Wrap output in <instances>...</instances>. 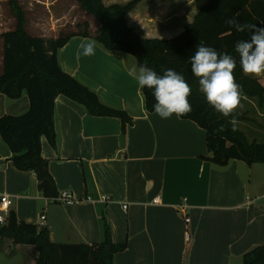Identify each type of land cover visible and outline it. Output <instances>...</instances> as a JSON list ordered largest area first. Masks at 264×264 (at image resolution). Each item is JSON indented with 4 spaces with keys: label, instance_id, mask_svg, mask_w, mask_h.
Returning <instances> with one entry per match:
<instances>
[{
    "label": "crops",
    "instance_id": "crops-1",
    "mask_svg": "<svg viewBox=\"0 0 264 264\" xmlns=\"http://www.w3.org/2000/svg\"><path fill=\"white\" fill-rule=\"evenodd\" d=\"M193 16L187 19L186 13L160 0H141L126 21L144 37L170 38ZM88 40L94 39L74 35L58 50L61 68L106 104L125 110L132 122L122 133L118 118L89 115L58 95L57 143L53 147L43 137L41 154L57 191L69 192L78 201L43 197L34 173L13 165L1 139L0 196L9 195L17 218L46 226L57 243L99 242L104 216L112 240L126 242L113 264H242L245 252L264 244V179L254 178L259 163L233 159L225 167L214 166L208 159L206 131L196 122L176 116L161 119L145 109L142 88L129 75L133 66L138 68L135 58L106 51L95 40V55L78 54L80 43ZM257 78L264 86V75ZM242 103L239 114L247 119L237 126L245 135H254L249 140L264 142L257 135L264 136V122L256 123L251 116L264 118V105L245 95ZM28 106L26 93L8 99L0 92V116L21 114ZM101 196L109 200L86 199ZM17 255L24 264H35L34 246L0 240V264H18Z\"/></svg>",
    "mask_w": 264,
    "mask_h": 264
},
{
    "label": "trees",
    "instance_id": "trees-1",
    "mask_svg": "<svg viewBox=\"0 0 264 264\" xmlns=\"http://www.w3.org/2000/svg\"><path fill=\"white\" fill-rule=\"evenodd\" d=\"M82 11L92 16L98 27L91 35L88 22L82 29L55 37L32 35L25 23L26 15L18 0H7L15 26L0 34L3 41L0 92L8 99L27 94L28 109L18 115L0 116V139L11 152L13 165L35 175L37 190L47 199L59 195L41 154V139L51 146L57 143L55 125V98L63 95L83 107L92 116L118 118L124 133L132 118L120 108L103 102L98 95L77 78L64 71L58 61V50L74 35L92 36L106 51L130 54L139 67L146 64L158 74L165 69L181 73L191 86L189 101L192 112L181 117L196 122L206 131L208 159L214 166L225 167L235 159L248 165L264 163V142L249 140L237 126L232 130L231 118H225L209 106L199 91L198 79L191 72L189 57L197 44L227 52L237 60L234 75L242 93L264 105V86L257 77L245 75L234 51L237 41L247 39V32H236L225 24L235 16L242 23L250 22L264 27V0H206L183 30L170 38H150L137 33L127 24V15L141 0L124 4L106 5L103 0H72ZM145 109L152 112L155 103L152 90L142 88ZM247 119L238 114L237 121ZM223 124L224 132H217ZM207 158V157H206ZM102 239L95 243H57L50 239L49 229L19 220L10 209L0 224V240L10 239L13 245H32L36 250L35 264H113L117 252L126 248V242H114L104 216L101 217ZM242 264H264V244L254 246L242 256Z\"/></svg>",
    "mask_w": 264,
    "mask_h": 264
},
{
    "label": "clouds",
    "instance_id": "clouds-1",
    "mask_svg": "<svg viewBox=\"0 0 264 264\" xmlns=\"http://www.w3.org/2000/svg\"><path fill=\"white\" fill-rule=\"evenodd\" d=\"M224 22L236 32L249 34L247 39L239 40L234 45L242 72L250 77L264 75V27L250 22L242 23L235 16L225 19ZM95 48L94 40L82 42L79 45L81 52L78 54L93 56ZM188 59L191 72L198 79L199 91L204 95L207 104L221 116L231 118L229 123L235 131L237 116L244 107L242 88L234 75L236 58L227 52H218L214 47L198 43ZM129 75L135 78L140 88L152 90L155 100L153 109L161 119L184 117L192 112L189 101L192 89L181 73L169 68L161 75L142 64L138 68L133 66ZM224 131L225 126L221 124L217 132Z\"/></svg>",
    "mask_w": 264,
    "mask_h": 264
},
{
    "label": "rangeland",
    "instance_id": "rangeland-1",
    "mask_svg": "<svg viewBox=\"0 0 264 264\" xmlns=\"http://www.w3.org/2000/svg\"><path fill=\"white\" fill-rule=\"evenodd\" d=\"M128 1L129 0H107V2H116L120 4H124ZM160 1L167 5L170 4L171 7H175L179 14L186 13V18L191 19L206 0ZM18 2L26 15L25 26L28 32L33 35L41 33L45 37L50 38L71 31H79L82 29V24L85 21L89 24V31H92L96 25L98 26L97 21L92 16L79 9L77 3L72 0H58L55 3H51L53 0H18ZM62 11L63 14H61ZM14 26L15 19L10 12L7 0H0V34L12 29ZM2 51L3 41L0 37V55H2ZM0 71H2V66H0ZM251 116L256 123L264 122L263 117H258L253 113ZM257 135L260 137L262 136L264 140L263 134ZM246 136H248L247 138L254 137V135L249 134H246ZM256 166L258 167L255 168L258 169L255 171L254 178L256 181H261L264 179V170L261 169L264 168V163H259V165ZM261 191H264V184L261 186ZM14 260H16L18 264H24V261L19 255H17Z\"/></svg>",
    "mask_w": 264,
    "mask_h": 264
},
{
    "label": "built area",
    "instance_id": "built-area-1",
    "mask_svg": "<svg viewBox=\"0 0 264 264\" xmlns=\"http://www.w3.org/2000/svg\"><path fill=\"white\" fill-rule=\"evenodd\" d=\"M86 199L89 201L100 200V201H104V202H107L109 200V198L107 196H101L99 199H93L91 197H86ZM55 200H59L62 202H76V201H78V199H75L69 192H66V191L59 193V195L57 196V198H55ZM157 200H158V198L156 197V198H154L153 201H157ZM11 205H12V200H11L10 196L7 194H2L0 196V224H3L6 221V218H7L8 212L11 208ZM124 207H126V205ZM40 220L42 221V223L45 220V216L43 214L40 215ZM185 221L186 222L189 221L188 216L185 217ZM188 236L189 235L187 234V238H189Z\"/></svg>",
    "mask_w": 264,
    "mask_h": 264
}]
</instances>
